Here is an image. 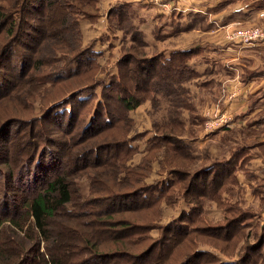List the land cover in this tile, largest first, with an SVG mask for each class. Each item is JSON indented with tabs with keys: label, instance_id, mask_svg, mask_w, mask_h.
I'll list each match as a JSON object with an SVG mask.
<instances>
[{
	"label": "rangeland",
	"instance_id": "obj_1",
	"mask_svg": "<svg viewBox=\"0 0 264 264\" xmlns=\"http://www.w3.org/2000/svg\"><path fill=\"white\" fill-rule=\"evenodd\" d=\"M97 1L93 8L76 0H63L62 3L59 0H0V231L5 234L10 229L17 233L19 247L27 242L20 240L24 239L25 231H15L9 221L15 214V206L20 209L19 218L27 230L30 219L24 221L23 202L29 194L28 189L36 187L39 190L42 182L55 174L68 172L77 204L102 199L90 210L97 212V218L103 222L99 228L115 237L111 240L113 243L103 246L102 252H115L123 244L134 254L144 257L142 260L111 259L106 264H220V261L234 260L228 257L239 254L238 245L234 248L233 243L221 240L223 233L215 231V227L222 225L223 212L238 206L252 214V232L260 231V225L264 226V197L257 193L261 187L264 193V186L257 182L249 186L242 183L236 186L235 195L231 197L232 194L224 191L228 185H220L223 189L218 188L217 194L222 192L223 195L216 200L208 195L210 179L217 170L208 177L204 168L213 163L215 157H228L243 144H250L251 136L247 134L253 132L235 129L208 137L203 115L205 110L219 105L224 96V88L219 87L223 74L199 72L198 78L187 83L191 102L183 104L181 98L187 95H178L179 101L175 103L173 99L169 104L154 91L156 84L161 83V64L157 59L143 67L138 63L157 58L168 48L193 47L202 43L206 36L187 31L163 41L158 10L149 4L128 2L131 0L127 1L128 9H122L126 14L123 15L125 28L122 26V32L113 34L109 31L107 14L117 3L126 0ZM78 5H83L85 12L93 16L80 18L82 39L74 34L72 27L75 13L83 9ZM15 13L18 22L14 27L11 18ZM4 14L7 16L1 19ZM129 22L141 34L134 32V37L129 36ZM65 25L68 29L63 31ZM231 26L218 27L217 31L226 40L228 34L249 28L261 27L264 31L260 25ZM64 39L70 51L61 49ZM90 47L97 53L91 62L92 73L57 86L49 85L52 76L63 72L64 68L84 69L85 64L70 66L67 62L75 58L74 50L81 56ZM119 62H122L121 67ZM108 71L110 75L125 71L128 79L127 88L122 86L125 94L141 99L142 105L129 112V121H125L110 99L118 116L113 117L116 119L114 127L108 129L104 120L96 117L98 126L86 129L89 108L96 106L106 93L104 87L96 86ZM255 73L251 70L243 76L248 79ZM87 87L96 88L84 95V98H92V106L79 99L82 92L76 93ZM117 93L110 92L111 98L117 99L124 94ZM66 97H69V104H56ZM68 106L75 112L72 119ZM260 107L264 108V103L253 104L250 110ZM252 118L247 119V123ZM180 139L188 145L186 152L194 155L189 157L180 152ZM93 147H98L97 158L92 153L88 160L77 161L79 153L80 156ZM252 152L262 155L260 150ZM257 160L250 163V170L260 176L262 170ZM143 171L145 178L141 177ZM220 173L221 177L223 170ZM238 176L240 180L245 178L242 171ZM107 197L108 201H104ZM94 220L92 216L80 218L75 223L64 216L54 219L51 239L49 242L41 240L40 250L32 263L44 264L43 260H50L46 249L50 245L53 252L60 253L65 264H79L82 254L77 253L85 245L83 239L94 240L103 235ZM107 220L111 222L106 223ZM110 223H117L120 228ZM248 231L246 228L245 235ZM8 235L6 233L5 237ZM26 238L32 239V243L38 241L33 228ZM214 253L219 257H214ZM236 261L261 263L260 260Z\"/></svg>",
	"mask_w": 264,
	"mask_h": 264
},
{
	"label": "trees",
	"instance_id": "obj_2",
	"mask_svg": "<svg viewBox=\"0 0 264 264\" xmlns=\"http://www.w3.org/2000/svg\"><path fill=\"white\" fill-rule=\"evenodd\" d=\"M79 2H83L86 5H91L92 7L96 6L98 4L97 0H76ZM59 2H63V0H59ZM242 3V8L239 10H236L235 13H243L245 10L252 11V10H264V0H224V2L219 6L218 10L224 8L225 6H228L230 4L235 3ZM130 4H127V1L119 2L113 8L108 12V19L107 23H109V31H111L113 34H116L117 32L121 31L120 27L126 26V20L123 18L122 9L125 11V7L128 9ZM78 8H83V5H78ZM93 7V8H94ZM97 9V8H96ZM9 11H7L8 13ZM11 13V12H10ZM89 15V18H92V14L85 12L84 8L78 10L75 13V20L72 23V27L74 28V34L78 36L79 39H82V36L79 35L80 28L79 24L81 21V17H86ZM7 14H4L1 19L5 18ZM18 14H13L11 18V25L16 26L18 22L17 18ZM226 19V18H225ZM224 19V20H225ZM129 25L131 26L128 30L127 34L129 33L131 37H134L135 33H140V30L137 28L135 30V25L131 24L129 22ZM129 27V26H128ZM68 29V26H64V29ZM12 31V29L10 30ZM68 34L69 31L66 30ZM122 32V31H121ZM12 35L14 33L11 32ZM43 34V33H42ZM41 34V35H42ZM81 34V33H80ZM39 40V39H38ZM36 41V40H35ZM41 41V40H39ZM67 40H62L63 45L61 46L62 50L70 51L71 48H68L67 46ZM213 46H210L209 44H202L193 46L189 49H175L172 50L169 54L162 51L161 55L157 58H148L139 60L138 63L141 65V67L145 66L147 63L152 62L154 59H157V62L161 64V83H157L155 87V93L161 97V100H166V103H172L173 99L174 102L179 101L178 95H187L186 97L181 98V100L184 102L183 104H188L191 102L192 97L190 95V89L187 87V83L191 82L193 79L198 78L200 76L199 71L197 68L191 64L192 59L200 56L203 52V55H206L204 53L209 52L212 50ZM75 51V50H74ZM73 54L76 55L75 58L69 60L67 63H70L71 65H83L85 64V68H64L63 72H59L52 76L51 80L52 83L49 84L52 86H57L60 83L64 81H68L69 79H74L81 77L86 74H90L94 70V66L91 64L94 57L97 55L95 52V49L93 47H90L87 52L83 53L81 56H77L79 52H74ZM44 59V57H43ZM88 63V64H87ZM122 62H119V67H121ZM138 66V65H137ZM76 67V66H75ZM139 67V66H138ZM142 70L141 68H139ZM167 71V72H166ZM107 77V78H106ZM127 73L125 71H118L115 74H111L108 71L105 75V77H100V85L96 86L98 87H104L106 93H103L102 100H98V103H96V106L90 107L89 109V115L86 118V129L87 127L93 125L98 126L95 124L96 117L97 119H101L108 129L110 127H114L113 125L116 123V119L113 118L117 116L116 111L114 107L109 103V100L111 99L117 107V110L121 113V116L124 117L125 121H129L128 113L131 111L136 110L142 105V100L139 98H136L132 94H125V89L127 83ZM91 86V85H90ZM123 86V87H122ZM95 87L92 88L93 90L96 89ZM92 89L90 88H82L76 91V93L82 92L78 97L87 106L92 104V98H84V95L91 92ZM118 92L123 95L119 96L117 99L111 98L110 92ZM128 92V91H127ZM75 93V94H76ZM117 93V94H118ZM116 94V93H115ZM127 95V96H124ZM69 97L64 98L59 103H56L57 105L61 103L69 104L68 102ZM110 100V101H111ZM168 100V101H167ZM65 104V105H66ZM56 105V106H57ZM92 106V105H91ZM184 106V105H183ZM68 111L70 114V119L74 118L75 112L68 106ZM177 111V110H176ZM177 113V112H176ZM182 115V113H181ZM118 117V116H117ZM77 123V122H76ZM227 127H223L219 130H217L215 133L209 134L210 136H216L222 131H226ZM256 131V130H255ZM257 132V131H256ZM179 143V150L181 153H183L185 156H192L193 153H187L186 150L188 149L187 143L184 141V139H180L178 141ZM130 148V147H129ZM250 149H252V146L250 145H242L238 149L233 150L230 156L223 157V158H217L215 157L210 165L207 164V166L204 168V172L207 173L208 177L209 174L215 170V174L211 177V191L210 195H208L210 198L218 199L219 195H223L221 192L220 194H217L218 188L221 190L223 189L220 185H228L226 188H224V191L226 190V193L231 195L233 197L235 195V189L236 186L241 184L240 179L238 177V172L242 171L243 173H250L247 169L248 166V154L250 152ZM190 152H192L190 150ZM96 154V158L98 157V147H93L88 151H83L81 155L77 156V161L84 162L88 160L87 158L92 154ZM188 154V155H187ZM209 160V159H208ZM96 161V160H95ZM110 164V163H108ZM145 168V167H142ZM223 170L222 180L220 177V172ZM239 170V171H238ZM199 175V174H198ZM249 177H252V175L248 174ZM142 178H145V172H142L141 175ZM194 177V175H193ZM197 177V176H196ZM220 180L216 181V180ZM209 183V179H207ZM264 186V182L260 183V186ZM259 192L257 194L262 195L264 197V193L261 191L263 188L258 189ZM158 191V190H157ZM256 192V189H254ZM28 196L23 202V208L25 209V220L30 219V226L27 228L24 227L23 223L21 222V219L19 218V211L20 209L15 206L14 208V215L9 218L10 222L13 224L14 230L16 231H25L24 232V239H20L21 241H27L23 242V245L21 247L18 246L16 243V239L18 240L19 236L17 233L12 232L10 229L5 231V234L7 235L10 233V236L8 235L5 237L4 232L0 231V264H33L32 259H35L36 254L40 250L39 243H41V240H45L46 242H49L52 236V225L54 222V219L58 218L59 216H64L67 221L70 222H76L78 219L83 217L92 216L95 218L94 222L96 223V228L103 233V235L99 236L98 238L94 240H88L83 239L82 244L85 243L83 247H81L77 254L81 253V261L79 264H106L109 260H142L144 259L141 255H136L133 252H131L126 245L120 244L119 247H117L112 253H104L103 246L109 245L113 243L111 240L115 239L114 236L107 235L106 229L99 228L102 227L101 223L102 221H99V218H97V212H92L90 209L94 205H98L100 202H102V199H98L95 201H88L85 203L77 204L75 197L76 192L73 190V183L70 180V175L68 172L58 173L55 174L51 179L46 180L42 182L41 188L38 190V188L33 187L28 189ZM229 192V193H228ZM151 193V192H149ZM147 195V194H146ZM115 197V196H112ZM109 197L105 198L104 201H108ZM224 213L223 223L220 226L215 227V231L223 233L220 238L221 240L226 241V243H232L234 244V248L236 245H238L237 253L234 257H228V259L231 260V258H234V260L231 261H220V264H242V261H236V260H243L245 263L248 260H260L261 263L264 264V226L260 225V231L258 232H252L254 224L252 223L253 216L252 214L247 211L239 208L236 206V208H228L226 212ZM260 214V213H259ZM101 215V214H100ZM254 221V220H253ZM111 222V220H107L106 223ZM104 225V224H102ZM110 226L114 228H120L119 224L117 223H110ZM11 228V227H8ZM33 228V230L38 235V241L36 243H32V239H27L26 235L28 234V231H30ZM248 228V232L245 230ZM125 230V228H122ZM119 240V239H117ZM238 243V244H237ZM50 247V245H48ZM47 246V247H48ZM46 248L48 251V254L50 255V260H43L44 264H65L62 260V257L59 252H53V250L50 248ZM119 250V251H118ZM34 254V255H33ZM222 254V253H221ZM32 255V256H31ZM214 257H219L218 254L214 253ZM47 258V257H46ZM49 258V256H48ZM190 262L191 260H187ZM263 261V262H262ZM249 262H247L248 264ZM260 263V264H261ZM128 264V263H127ZM189 264V263H188ZM250 264V263H249ZM252 264V263H251Z\"/></svg>",
	"mask_w": 264,
	"mask_h": 264
},
{
	"label": "crops",
	"instance_id": "obj_3",
	"mask_svg": "<svg viewBox=\"0 0 264 264\" xmlns=\"http://www.w3.org/2000/svg\"><path fill=\"white\" fill-rule=\"evenodd\" d=\"M128 2L135 5L138 3L139 5L142 4L139 0ZM165 2L169 4V7H161V10L153 4H149L158 10L159 16L161 15V40L164 41L169 37L179 36L187 31L201 33V35L206 36L201 41L202 43L197 45L209 44L213 46L212 50L204 53L206 55H203L202 52L200 56L196 57V60L195 58L192 59L191 64L200 73L211 72L215 76L217 73L223 74L219 87L222 86L225 93L217 106L227 112L232 117V121L224 126L225 128L227 127V130L222 132L225 133L235 129L251 130L253 132V134H247L251 136L249 137L251 143L243 144L253 145L248 154L247 169L250 173L242 172L245 178L243 177L244 179L240 180V182L247 186L256 182L263 183L264 136L261 139V135H264V122L262 123L264 120V108L250 109L253 104L264 103V37L251 44L230 42L218 33L217 28L221 26L230 27L232 24L234 25L231 27L260 25L264 28V16H261V14H264V10H245L242 14H236L235 11L242 8V3L238 2L217 11L224 0H165ZM235 6L236 8L233 9L232 7ZM217 15H221V17ZM172 25L174 27L171 28L170 26ZM175 49L182 48H168L163 51L169 54ZM251 70L256 71V73L251 74L248 79L244 78L243 74ZM250 118H252V121L247 123V119ZM256 136H260V139H257ZM253 150H260L262 155L253 153ZM255 159H258L257 161H259L262 170L260 176L255 171L250 170V163L253 164ZM248 174L252 175V177H249Z\"/></svg>",
	"mask_w": 264,
	"mask_h": 264
},
{
	"label": "built area",
	"instance_id": "obj_4",
	"mask_svg": "<svg viewBox=\"0 0 264 264\" xmlns=\"http://www.w3.org/2000/svg\"><path fill=\"white\" fill-rule=\"evenodd\" d=\"M142 3L153 4L156 8L161 10V7H169V4L165 0H139ZM264 16V14H261ZM264 37V31L261 27L249 28L247 30H241L237 33L228 34L227 39L229 41L239 42L243 44L254 43ZM205 131L207 133L215 132L222 127L228 125L232 121V117L220 106H216L212 109H207L203 115Z\"/></svg>",
	"mask_w": 264,
	"mask_h": 264
}]
</instances>
